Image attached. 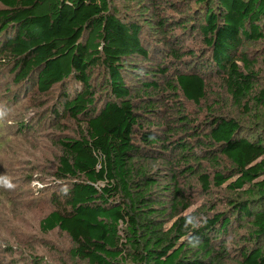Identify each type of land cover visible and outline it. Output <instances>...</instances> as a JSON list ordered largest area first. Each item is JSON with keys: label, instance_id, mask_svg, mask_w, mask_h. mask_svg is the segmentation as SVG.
I'll return each instance as SVG.
<instances>
[{"label": "trees", "instance_id": "16d2710c", "mask_svg": "<svg viewBox=\"0 0 264 264\" xmlns=\"http://www.w3.org/2000/svg\"><path fill=\"white\" fill-rule=\"evenodd\" d=\"M259 42L264 0H0L8 109L28 99L22 130H57L40 230L80 264H264ZM189 179L224 186L225 209L184 214Z\"/></svg>", "mask_w": 264, "mask_h": 264}, {"label": "rangeland", "instance_id": "374dc122", "mask_svg": "<svg viewBox=\"0 0 264 264\" xmlns=\"http://www.w3.org/2000/svg\"><path fill=\"white\" fill-rule=\"evenodd\" d=\"M186 44L193 49L201 46L198 41H188ZM247 53L250 59H259L257 69L261 88H264V42L253 45ZM7 82L0 78V264H80L70 259L72 243L66 234L59 230L43 233L39 226L41 219L53 209L48 199L54 186L50 191L46 190L51 187V178L41 172V168L53 167L52 154L55 150L48 141V132L56 133L57 130L51 128L47 131L42 127L31 131L28 126L25 133L20 122L32 118L33 112L29 110L28 99L23 100L21 107L8 109L13 100L11 92L6 94L4 91ZM213 90L219 94L215 84ZM54 93L57 94V91ZM182 104L192 120L202 121L204 103L199 106ZM166 113L163 110L161 116ZM72 127L73 124L65 133H71ZM6 131L8 135L3 136L5 140H2L1 135ZM186 186V196L192 202V207L184 214L202 208V203L213 204L218 210L225 209L224 198L228 193L224 186L220 190L214 189L207 197L202 194L195 179H189ZM235 239V234L230 235L227 244L233 245L234 241L241 243L240 239ZM233 254L237 255V252L233 251Z\"/></svg>", "mask_w": 264, "mask_h": 264}]
</instances>
